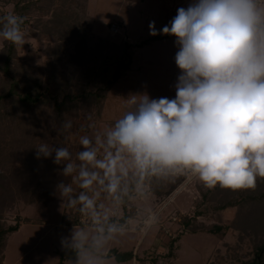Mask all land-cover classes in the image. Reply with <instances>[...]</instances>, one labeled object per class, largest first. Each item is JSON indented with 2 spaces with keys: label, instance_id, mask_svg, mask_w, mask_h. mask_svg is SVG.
I'll use <instances>...</instances> for the list:
<instances>
[{
  "label": "rangeland",
  "instance_id": "rangeland-1",
  "mask_svg": "<svg viewBox=\"0 0 264 264\" xmlns=\"http://www.w3.org/2000/svg\"><path fill=\"white\" fill-rule=\"evenodd\" d=\"M191 2L0 0V16L13 13L24 17L21 27L28 41L22 47L16 45L6 72L4 59L9 41L0 37V228L19 225L18 231L6 235L0 264H61V237L70 235L73 223L93 228L90 217L80 213L79 205L71 207L59 195L44 212L37 210L34 201L48 197L43 188L50 182L55 187L60 181H72L62 175L64 165L53 163L52 157L37 158L35 147L44 142L66 146L75 160L76 152L82 149L79 137H103L112 122L127 110L125 100L130 93L174 97V85L181 72L175 63L176 37L170 35L142 46L139 43L153 36L150 22H155L156 34L164 35L162 27L179 7ZM122 39L133 46L132 63L104 94L111 64L117 59L113 48L121 46ZM35 85L42 96L35 103L23 101L24 90ZM12 89L14 93L8 95ZM89 113L93 117L91 128L87 127ZM63 119L72 120L73 127L57 133L56 127ZM98 155H103V149ZM51 168L63 178H47L45 174ZM162 179L149 178L143 193L129 187L127 206L122 202L115 205L106 191L94 185L93 191L100 193L97 204H103L110 210L109 218H115L110 222L126 225L123 234H115L105 244L102 264H264L263 251L257 252L252 241L259 232L249 223L232 225L237 212L251 199L240 206L226 207L220 218L211 216V212L201 215L196 202L201 199V187L206 189L202 181L190 172H178L164 178V183ZM174 180L181 183L167 195L169 183ZM73 187V195L78 194L79 187ZM125 209L129 217L123 222L120 218ZM153 212L158 220L148 228L145 221ZM219 223L226 232H210L208 228ZM64 264L74 261L66 260Z\"/></svg>",
  "mask_w": 264,
  "mask_h": 264
},
{
  "label": "clouds",
  "instance_id": "clouds-1",
  "mask_svg": "<svg viewBox=\"0 0 264 264\" xmlns=\"http://www.w3.org/2000/svg\"><path fill=\"white\" fill-rule=\"evenodd\" d=\"M23 23L17 14L0 16V37L22 47L28 42ZM149 28L155 35L154 21ZM160 31L176 37L181 72L174 97L130 93L127 110L103 137H79L82 149L75 160L66 146L35 147L37 158L64 165L60 171L72 182L60 181L56 191L90 217L93 228L74 225L61 237L62 248L75 254L74 264H102L107 241L126 230L125 224L109 221L110 210L97 204L94 185L118 205L129 191V176L138 193L147 177L178 172H190L209 188L254 189L264 178V0H192ZM92 118L86 117L89 128ZM72 127V120L63 119L56 130ZM73 184L78 194L73 195ZM157 220L153 212L145 225Z\"/></svg>",
  "mask_w": 264,
  "mask_h": 264
},
{
  "label": "trees",
  "instance_id": "trees-1",
  "mask_svg": "<svg viewBox=\"0 0 264 264\" xmlns=\"http://www.w3.org/2000/svg\"><path fill=\"white\" fill-rule=\"evenodd\" d=\"M19 6V3L17 4ZM169 34H155L151 37H149L148 39H145L143 41H141V44L139 43V46L145 45V44H149L152 41L155 40H161V39H165L167 37H169ZM121 46H117L113 48V54L115 55V58L117 57L116 60H114L113 65L111 64V68H112V72L108 78V80L106 81L105 87H104V94H108L111 87L114 85V83L119 79V77L124 74L126 72V70L129 69L131 63H132V56L134 54V50H133V46H131V43L122 39L120 42ZM16 45H14L12 42L9 41V44L6 46V56L4 59V69L6 72H8L9 68H10V61L12 59V54L15 51ZM119 55H121V59H119ZM119 59V60H118ZM108 68V67H107ZM37 85H35V87H31V88H27L24 90V93L22 94L21 98L23 101L25 102H30V103H35L38 101V99L40 98V96H42L41 93H39V90H36L34 88H36ZM13 89L10 90L7 94H13ZM103 92V91H102ZM107 96H104V99L106 100ZM59 171L53 170V168H51L46 175V177L51 179H62L63 176H61V174ZM41 175V173H40ZM45 178V176H44ZM131 178V182L129 184V187L131 189H134V180L135 178L130 176ZM149 178L151 177H147L145 179V181L149 180ZM156 178V177H155ZM51 179V180H52ZM164 180L166 179H162L160 182L164 183ZM144 181V182H145ZM151 181V179H150ZM181 183V181L178 180H174L173 182L169 183V188L166 190L168 191V193L166 192V194H170L171 192H173L175 189H177V187L179 186V184ZM57 185V184H55ZM204 186V185H203ZM206 187V189H203L201 187V199L197 200L196 204L198 205L199 203V208L197 209V213L198 214H206L207 212H211V216L219 217V214H221V211L224 210L226 207L231 206V205H239L243 203L244 200H249L251 199L252 201H249L246 204V207L248 206V208H243L241 209L239 212H237V220H235L232 225H235V227H239L238 223L242 222V223H246V224H250V228H252L254 231L259 232L258 233V237H254L252 240L253 244H254V248L257 252H261L263 251L264 253V178H260L257 180V185L254 189H231V188H222L219 185L215 186V187ZM44 190H47L48 192V197H46V199H39L36 200L34 202H36L34 205L37 208V210L39 212H44V210L46 209L48 203L50 201H53L58 193L56 191V186H52V182H50V185L46 188H43ZM211 191V192H209ZM158 192V191H156ZM129 200V196L128 193L126 195L123 196L122 199V203L124 206H127L126 201ZM32 203V202H31ZM244 206V205H243ZM126 210V209H125ZM129 217V212L124 213V215L120 218V221L126 222V220ZM115 220V218H109V221ZM185 221L188 220V218L184 219ZM76 221V220H75ZM74 225L79 224L77 221L75 223H73ZM19 229V225H14V226H8L7 229H2L0 228V250L4 249L5 246H7L6 243V235L8 233H12L15 231H18ZM210 230V232L215 233V234H222L224 233L225 229L223 227V225L221 223L219 224H214L212 226H210V228H208ZM263 229V230H262ZM226 232V231H225ZM255 234V232H254ZM254 234L252 233L251 235L254 236ZM61 255V264H64V261L66 260H75V254L74 252H72L70 249H63L60 253ZM107 255H110V250L107 252Z\"/></svg>",
  "mask_w": 264,
  "mask_h": 264
},
{
  "label": "flooded vegetation",
  "instance_id": "flooded-vegetation-1",
  "mask_svg": "<svg viewBox=\"0 0 264 264\" xmlns=\"http://www.w3.org/2000/svg\"><path fill=\"white\" fill-rule=\"evenodd\" d=\"M248 264H261L259 261H253V262H250Z\"/></svg>",
  "mask_w": 264,
  "mask_h": 264
},
{
  "label": "built area",
  "instance_id": "built-area-1",
  "mask_svg": "<svg viewBox=\"0 0 264 264\" xmlns=\"http://www.w3.org/2000/svg\"><path fill=\"white\" fill-rule=\"evenodd\" d=\"M114 27H117V26L114 25ZM113 29H114V28H113ZM115 30H117V28H116Z\"/></svg>",
  "mask_w": 264,
  "mask_h": 264
},
{
  "label": "crops",
  "instance_id": "crops-1",
  "mask_svg": "<svg viewBox=\"0 0 264 264\" xmlns=\"http://www.w3.org/2000/svg\"><path fill=\"white\" fill-rule=\"evenodd\" d=\"M106 254H107V252H106ZM70 260V259H69Z\"/></svg>",
  "mask_w": 264,
  "mask_h": 264
}]
</instances>
